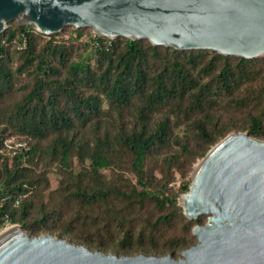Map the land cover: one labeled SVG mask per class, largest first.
<instances>
[{
  "label": "trees",
  "instance_id": "1",
  "mask_svg": "<svg viewBox=\"0 0 264 264\" xmlns=\"http://www.w3.org/2000/svg\"><path fill=\"white\" fill-rule=\"evenodd\" d=\"M83 29L90 31L81 41ZM74 30L64 38L62 32L44 36L30 26L17 25L0 34V125L4 126L0 129V164L4 163L0 229L20 224L31 236L51 232L46 223L51 213L28 222L32 203H19L38 182L31 164L49 158L66 171L67 184L73 185L72 191L65 188L58 207L73 202L78 209L70 222L94 230L71 234L70 242L78 240L76 244L116 255L182 251L195 242L192 228L203 225L204 218L189 220L178 205L179 195L188 191L191 181L184 178L192 164L231 131L264 137V57L179 51L148 41L98 37L90 28ZM80 41L90 51L74 60L75 43ZM13 45L19 62L15 68L9 52ZM19 77L31 83L18 100H10ZM240 115L246 120L241 121ZM176 127L182 130L180 137ZM9 138L13 143L6 147ZM15 142L23 146L15 148ZM121 154L128 156L136 176L130 187L116 185L100 173L114 168ZM72 157L87 167L74 174ZM151 158L161 163L162 179L147 175ZM175 173L182 178L177 181L178 192L166 194ZM147 203L159 209L169 206L171 211L153 221L145 218L147 230L141 229L135 237L134 222L141 220ZM61 213L55 220H61ZM173 224L181 226V233L157 243L160 229ZM111 227L122 232L115 244L113 238L109 240Z\"/></svg>",
  "mask_w": 264,
  "mask_h": 264
},
{
  "label": "water",
  "instance_id": "2",
  "mask_svg": "<svg viewBox=\"0 0 264 264\" xmlns=\"http://www.w3.org/2000/svg\"><path fill=\"white\" fill-rule=\"evenodd\" d=\"M12 21L44 36L70 26L179 51L264 56V0H0V34ZM178 205L189 220L206 216L178 258L116 255L11 225L0 264H264V141L227 135L198 162Z\"/></svg>",
  "mask_w": 264,
  "mask_h": 264
},
{
  "label": "rangeland",
  "instance_id": "3",
  "mask_svg": "<svg viewBox=\"0 0 264 264\" xmlns=\"http://www.w3.org/2000/svg\"><path fill=\"white\" fill-rule=\"evenodd\" d=\"M17 25L18 24L16 21H12L8 24V27L10 26V27L14 28ZM73 31H75V30L72 27L64 28L61 31L63 33L62 37L67 38L71 33H73ZM81 31H82V34L84 35L81 38V41H84L85 35H87L90 30L83 29ZM46 39L47 38L43 39V41H41L40 44L42 42H44ZM81 41L75 43L76 49H74V51L72 53V59H74V60L79 59L83 55L84 56L87 55L90 51L89 48H85V46L82 45ZM140 41H147V40H140ZM9 52H10L11 60H12V62H11L12 67L15 68L19 63L18 59H17V53L15 52V45H13L12 47L9 48ZM94 60H95V57L93 55H91L89 62L92 65L94 63ZM30 83H31V81L29 78L19 77L17 79V82H16V88L18 90H16L15 94L10 97V100H18L21 97V95L28 89ZM106 105L107 104L104 103L105 109L108 108ZM239 117H240L239 119L241 121H242V119L246 120V116H244V115H240ZM2 127H4V126L0 125V129ZM174 132L176 134H178L179 137L182 134V130L180 127H178V128L176 127L174 129ZM240 132L247 133L246 131H240ZM232 133H237V132L231 131L229 134H232ZM259 140L264 141V137H262ZM42 145H44V144H42ZM177 149H178L177 146L173 145V150L176 151ZM161 151L163 152L164 150H161ZM157 159H159V158H157ZM201 159L202 158L197 159L192 164V167H191L188 175L184 178V181H187V180L191 181V174ZM157 161L158 160L152 159V158L148 159V161L146 163L145 170H146L147 175H149L150 178H151L150 175H152V178L162 179V174H161L160 169H159V165H161V163H157ZM35 163L36 162H33L31 164V166H32V169L34 170V174H35V177L37 178L38 182H37L36 186L33 188V190L31 191V193H27V195H25L23 198H21V201L19 202V203H21L22 201L27 200V201L32 203V207L30 208V212H29V215L26 218V220L28 222L29 221L31 222L33 218L41 217L44 212H46L47 215L48 214L50 215V213H51L52 218H49L46 223H47V225H48V227L52 233L48 232L45 234L60 237L61 231H66L65 235L62 238L65 240H68V241H70L69 235H71V234L72 235H86L87 233L92 234L93 233L92 231H94V230H92V229L86 230L84 227H82L81 224L70 222L73 214L75 213L74 210L78 209V207H75V204H73V202H69L70 203L69 205H66L67 203L65 202L66 204L65 203L62 204L61 207H58V205H57L59 203V201H61V199H62L61 194L65 191V188H68L67 191L73 190V185L70 183L67 184L68 181H67L66 171L62 167L58 166L57 164H51V161L49 160V158L43 159L41 162H38L37 165ZM84 163H88V162H84ZM7 165H8V167H10V165H11L10 161H8ZM3 166H4V163H1L0 164V171H2ZM82 167H87V164H85L83 166L79 162V160L75 157H72L70 159V168L74 171V174L81 172ZM167 171L168 170H166V173H167ZM100 173L108 181H111L112 183H115L116 185L123 184L126 187H128V186L130 187V184H133V185L136 184V176L130 169V164L128 163V156L124 155V154L118 155V163H115L114 168L101 170ZM171 173H174V171L171 170ZM166 179L167 178L164 177V179L162 180L163 181L162 183H164L166 181ZM177 181H180V182L182 181L180 173L174 174V178H173L172 182L169 184L168 189L165 190L166 194L176 195V193L178 192ZM136 188L140 189V187L138 185L136 186ZM15 206L18 207L19 205L16 203ZM53 209H56V211L54 212ZM59 210H61V212H62L61 213L62 216H61L60 221L55 220V218H56L55 216L58 215L57 212ZM170 211H171V208L169 206L162 208V209H159L150 203L145 204L144 209L140 212L141 213V220H136L134 222V226H133L134 231H135L134 236L137 237V235L141 229L147 230V228L145 227L146 223L144 222L145 218H149L151 221H153L154 219H156L157 216L163 215V214L168 213ZM53 212H54V214H53ZM96 212H99V210H96ZM203 217H204L203 218V224H204L206 222V216H203ZM102 222L104 223L103 220H102ZM105 222H106V220H105ZM13 225L20 226V224H13ZM9 226H11V225H5L3 228L0 229V232ZM114 229H117V228L116 227L110 228V231L112 230L111 231L112 236H111V238H109V240H112V238H113V240H112L113 244H115L122 237V232H120L118 229L115 231ZM180 233H181V226L179 224H173V226H171V227L163 226L160 229V234L157 236L158 237L157 243L162 244L164 239L170 237L173 234H180ZM40 235H42V234H40ZM191 235H192V231H191ZM105 236L106 235H104L103 237L106 240L107 238ZM72 242L78 243V240H74ZM180 252L181 251H177L175 253H170V254L173 257L178 258ZM106 253H112V251L107 250Z\"/></svg>",
  "mask_w": 264,
  "mask_h": 264
},
{
  "label": "built area",
  "instance_id": "4",
  "mask_svg": "<svg viewBox=\"0 0 264 264\" xmlns=\"http://www.w3.org/2000/svg\"><path fill=\"white\" fill-rule=\"evenodd\" d=\"M12 143H13V139L12 138L6 139L4 141V145L6 147H10ZM14 146H15V148H21L23 146V144L21 142H15Z\"/></svg>",
  "mask_w": 264,
  "mask_h": 264
},
{
  "label": "bare ground",
  "instance_id": "5",
  "mask_svg": "<svg viewBox=\"0 0 264 264\" xmlns=\"http://www.w3.org/2000/svg\"><path fill=\"white\" fill-rule=\"evenodd\" d=\"M13 227H14V226H9V227L5 228L4 230H2V231L0 232V236H1L2 234L6 233L7 231L11 230Z\"/></svg>",
  "mask_w": 264,
  "mask_h": 264
}]
</instances>
